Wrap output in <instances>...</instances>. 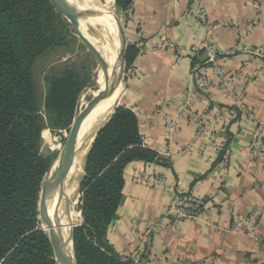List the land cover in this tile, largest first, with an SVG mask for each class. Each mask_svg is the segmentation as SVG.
<instances>
[{
	"label": "crops",
	"instance_id": "1",
	"mask_svg": "<svg viewBox=\"0 0 264 264\" xmlns=\"http://www.w3.org/2000/svg\"><path fill=\"white\" fill-rule=\"evenodd\" d=\"M199 1L214 26L212 41L218 50L233 48L240 40L238 28L246 22L252 27L245 48L264 46V0ZM189 8L190 0H135L128 12V46L146 53L128 70L120 106L138 114L144 144L169 165L135 162L126 168L124 199L109 242L121 256L132 257L151 230L143 264L264 263V215L257 227L258 246L243 231L231 230L236 219L264 204V172L260 162L248 158L257 122L264 121V60L240 53L218 61L223 76L233 78L234 91L245 95L253 119L241 120L238 111L230 115V90L215 65L192 51L205 42L208 28ZM163 39L187 52L160 51ZM196 60L210 84L205 92L196 86ZM184 106L175 131L168 132L169 120ZM205 111L216 132L227 127V166L220 167L214 147L196 137ZM175 195L207 202L202 215L173 226L167 211Z\"/></svg>",
	"mask_w": 264,
	"mask_h": 264
},
{
	"label": "trees",
	"instance_id": "2",
	"mask_svg": "<svg viewBox=\"0 0 264 264\" xmlns=\"http://www.w3.org/2000/svg\"><path fill=\"white\" fill-rule=\"evenodd\" d=\"M134 1L115 0L126 25ZM72 33L51 0H0V264H57L41 226L39 201L58 155L42 153V133L71 128L90 78L64 65L48 73L40 98L34 68L54 49L69 47L77 39ZM138 55L129 45L127 70ZM90 147L80 183L82 223L73 232L76 262L133 264L108 238L124 199L126 168L135 162L169 163L144 144L138 114L122 105Z\"/></svg>",
	"mask_w": 264,
	"mask_h": 264
},
{
	"label": "built area",
	"instance_id": "3",
	"mask_svg": "<svg viewBox=\"0 0 264 264\" xmlns=\"http://www.w3.org/2000/svg\"><path fill=\"white\" fill-rule=\"evenodd\" d=\"M189 13L193 18L199 20L208 28V36L205 42L194 48L192 51L196 52L197 56L200 55V57H205V64L215 65L216 74L219 75V78L224 81L227 89L230 90V95L234 103L233 110L229 112L230 115L232 113L237 115L236 111H238L240 113L239 116L241 120L253 119L252 112L245 105V95L237 94L233 88V78H226L223 76L221 69L216 66L219 60L230 58L240 53H245L255 59L257 58L264 60V46L255 48H245L244 46L249 30L252 27V22H246L243 26L244 28H238L240 40L233 48L227 51H221L218 50L213 44L212 29L214 26L209 24L207 11L202 7L199 0H190ZM158 49L163 52L168 50H176L180 55H183L187 52L184 48L177 47L176 44L166 39H163ZM145 53L146 51L143 48H140L139 54L144 55ZM194 78L196 80L198 91L205 92L210 86L209 81L202 74V63L200 62L195 67ZM186 106L181 108L179 112L169 120L168 132L173 133L175 131L179 119L183 116V113L187 109ZM209 117L210 113L205 111L200 118V122L198 124L199 130L196 137L197 139L204 138L206 141L205 144H210L214 147L216 154H218V157L221 159L219 165L220 167H224L227 166L230 158V149L226 144L228 130L226 126H223L221 130L216 132L215 127L210 124ZM216 118L217 120L219 119V117ZM248 158L254 164L260 162L259 170L264 172V121L257 122L254 131L253 142L248 150ZM201 206H204V202L194 196L175 195L168 208L167 215L171 218L173 226H176L181 221L198 219L203 212V208H201ZM263 215L264 204L255 207L249 215L236 219L231 227L232 232L243 231L248 236H250L254 240L255 245L258 246L261 240L257 233V227ZM151 233V230L146 232L141 248L132 256L133 264H143V256L148 250ZM256 264L264 263L257 262Z\"/></svg>",
	"mask_w": 264,
	"mask_h": 264
},
{
	"label": "water",
	"instance_id": "4",
	"mask_svg": "<svg viewBox=\"0 0 264 264\" xmlns=\"http://www.w3.org/2000/svg\"><path fill=\"white\" fill-rule=\"evenodd\" d=\"M51 3L56 9V11L68 21L76 37L79 38L81 43L88 48V50L95 58L99 66L103 67L104 73V86L101 88L98 86L92 88V91L97 92V95L87 103L86 107L83 110H81V103L83 98L79 99L69 135L67 136L62 151L56 159V161L58 159L60 160V166L52 174V169L56 161L53 163L52 167L50 168L49 172L47 173L44 179L39 201L40 220L44 225L43 230L46 231L49 235V239L53 246L56 263L77 264L73 245L74 227L71 225L72 227L68 238H64V236L62 235L60 220H58L57 214L55 215V222L50 217V201L53 195L57 191H59V203L62 202V200L66 197V182L68 181L72 183L75 180V176L69 177V175L74 166L78 153L82 150V148H78V137L83 121L103 99H105L107 96H111L112 94H114L120 82L124 83L128 42L123 19L122 17L118 16V14L114 11L113 16L117 24L119 34V54L117 60V65L119 68H114L116 71V75L110 82V66L104 59V56L101 54V52L80 30V19L101 18L103 16L102 12L94 8L78 10L77 8L72 6L67 0H51ZM100 35L101 34H98L99 37ZM93 82L96 83V79L93 80ZM126 88L127 86L124 84L123 94L126 91ZM121 98L122 96L120 97L118 105L114 109L110 118L101 127H99V129L96 130L91 146L94 143L98 133L111 120L116 110L120 107ZM69 208V203L68 201H66L67 211H69Z\"/></svg>",
	"mask_w": 264,
	"mask_h": 264
},
{
	"label": "bare ground",
	"instance_id": "5",
	"mask_svg": "<svg viewBox=\"0 0 264 264\" xmlns=\"http://www.w3.org/2000/svg\"><path fill=\"white\" fill-rule=\"evenodd\" d=\"M72 6L78 10H85L89 8L98 9L102 12L103 16L101 18H82L80 19V30L88 38L93 39L104 55V59L110 66V82L116 75L114 68H119L117 65L118 54H119V34L118 27L113 16V5L115 0H67ZM89 22L92 25V31L85 28V24ZM104 29L105 34H101L100 37L97 32V28ZM109 38H108V37ZM94 75V74H93ZM96 86H104V73L103 67L98 70V77L96 78ZM124 90V83L120 82L118 88L115 90L114 94L107 96L103 99L94 110L85 118L81 126L79 137H78V148L82 150L78 153L75 160V172L70 173L69 177L75 176L77 169L80 167L81 163L85 160V155H87L90 145L92 143L95 132L99 127H101L112 115L114 109L117 107L120 97ZM119 92V94H117ZM117 94V95H116ZM97 95V92L91 91V94L84 96L81 103V110H83L87 103ZM117 98V99H116ZM116 100V101H115ZM115 102V103H114ZM60 166V160L58 159L53 166L52 174ZM70 182H66L65 192L69 194L59 203V191H57L51 201H50V217L55 222V215L57 214L58 220H60V226L62 229V235L64 238H68L71 230L72 222L75 218V213L72 208L69 211L64 208L66 207L65 201H68L71 195V191L68 190L70 187ZM75 204V203H74Z\"/></svg>",
	"mask_w": 264,
	"mask_h": 264
},
{
	"label": "rangeland",
	"instance_id": "6",
	"mask_svg": "<svg viewBox=\"0 0 264 264\" xmlns=\"http://www.w3.org/2000/svg\"><path fill=\"white\" fill-rule=\"evenodd\" d=\"M113 9L118 14V16L122 17L123 23L126 28L124 15L117 11L115 2L113 5ZM85 28H87L90 31L93 30L92 25L89 22L85 24ZM72 32H73L72 33L73 36L76 37L73 30ZM98 33L105 34L104 29L98 27L96 34ZM90 41L103 55L102 50L98 46H96V42H94L93 39H91ZM64 65H68V66H71L77 69L84 76L85 75L89 76L90 80L86 88L83 90L80 98H83L84 96H88L91 94L92 88L96 86V83H94L93 80H95L98 77V70L101 69V67L96 62L95 58L92 56L88 48L81 43L79 38H77L70 43L69 47L54 49L52 52L48 53L42 59H40L38 63L36 64L34 68V77H35L38 94L40 98H43L45 96L46 85H47L46 78H47L48 73H50L54 69L63 67ZM127 74H128V70L126 68L125 80H124L125 85L127 84V81H126ZM69 132H70V129L60 131L58 133H54L49 129L44 130V132L42 133V137H43L42 153L44 155L55 153L59 156L60 152L62 151L64 147V144L66 142L67 136L69 135ZM86 156L87 155H85V158ZM84 162L81 163L80 167L77 169L75 180L72 183H69L70 187H68V190L71 191V195L69 198V206H70V209L72 208V210H74L73 212L76 214L72 222V226L74 228H76L82 223V212L80 211L82 194L80 193V183L84 175V171H83ZM75 170L76 169H75V164H74L71 170V173L75 172ZM67 194H69L68 191H67ZM64 208L66 209L65 206ZM41 226L42 228L44 227L42 222H41Z\"/></svg>",
	"mask_w": 264,
	"mask_h": 264
}]
</instances>
